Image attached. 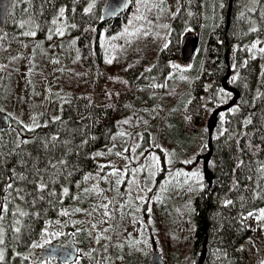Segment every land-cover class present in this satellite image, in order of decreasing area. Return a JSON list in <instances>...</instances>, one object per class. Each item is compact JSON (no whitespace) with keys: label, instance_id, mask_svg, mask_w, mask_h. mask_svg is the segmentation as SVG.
I'll return each instance as SVG.
<instances>
[{"label":"trees","instance_id":"trees-1","mask_svg":"<svg viewBox=\"0 0 264 264\" xmlns=\"http://www.w3.org/2000/svg\"><path fill=\"white\" fill-rule=\"evenodd\" d=\"M105 2L14 0L5 32L17 33L28 22L43 37L61 15L77 53L57 75L65 93L57 117L27 130L8 115L10 127L0 133V264H35L37 245L58 231L51 242L74 237L80 254L74 264H104V255L116 264H149L152 244L144 231L122 243L102 237L100 247L92 248L93 227L85 222L96 208L90 177L126 117L141 129L138 151L152 149L163 173L152 188V215L143 205L129 208L124 219L151 220V238L168 264H197L204 243L203 264H248V221L264 206V0H232L228 21V0H132L129 12L102 22ZM169 2L174 13L166 42L154 56L120 44L132 28L136 3L139 22L154 15L147 35ZM197 32L200 44L191 64L175 66L182 37ZM19 59L10 60L1 49L3 73H18L11 68ZM228 72L227 85L239 100L217 115L209 139L212 113L234 98L222 86ZM161 142L171 148L176 170L198 148L200 159L208 158L212 185L204 174L194 179L174 171L165 179ZM73 210L76 226L66 222Z\"/></svg>","mask_w":264,"mask_h":264},{"label":"rangeland","instance_id":"rangeland-1","mask_svg":"<svg viewBox=\"0 0 264 264\" xmlns=\"http://www.w3.org/2000/svg\"><path fill=\"white\" fill-rule=\"evenodd\" d=\"M141 11V3H136L131 14L134 19L129 21L132 28L121 36L123 38L120 44L127 49L133 47L135 53L141 51L145 57L151 58L166 42V28L169 26V17L174 13V6L169 2L168 11L166 8L157 12L156 20L147 26L149 31L147 35H144V28L154 15H145L141 23L138 20ZM21 26L22 28L19 27V31L12 35L10 31L0 34L2 53L8 55L10 60L21 56L18 65L11 68L16 69L14 72L18 73L9 76L3 73L4 66L1 65L2 61L0 62V113L9 115L25 129L34 130L44 125L49 119L56 118L58 111L62 110L65 93L57 82V75L66 59L76 55L77 47L73 43V37L68 35L61 15L55 19L54 31L43 37H36V30L28 22H23ZM261 42L263 43L264 40ZM258 44L259 42L254 43L253 47H257ZM175 63V66L179 68L185 67L179 60ZM136 126L137 122L131 117H126L121 122L120 134L115 139V145L100 154L97 174L90 177V187L95 194L96 208L92 211L93 220L89 217L85 219V222L93 227L92 248L100 247L102 237L111 235L114 242L122 243L129 235L133 234L137 238L141 235V231L145 232L146 239L149 240L150 245L152 244L151 237L155 230L151 220L143 222L141 219H136L141 221L135 222L133 217L124 219V214L129 208H140L143 205L152 215L156 206V198L152 197V188L157 174L163 173L162 162L152 149L143 148L138 151L142 138L141 129ZM210 126L212 127V123ZM150 143V146L154 148L153 139H150ZM160 147L165 154L163 174L165 179L174 171L177 176L185 174L194 179L203 178V160L199 157L198 148L185 156L182 159L183 165L176 170L177 163L174 161L171 148L164 142H161ZM193 173L196 175H192ZM262 213H264V206L248 221L249 228L252 230L246 246L244 245L249 252L248 264H264V215ZM66 222L70 226L77 225L76 211H68ZM116 222L119 223L118 226L114 225ZM59 232L46 237L37 245L32 257L33 263L36 264L38 253L47 245L46 242L51 243L54 239L52 236L58 235ZM1 241L0 237V251ZM155 243L159 248L156 237ZM158 252L163 262L168 264L165 253H160V249ZM80 253L87 256L85 251ZM102 262L116 264L110 262L107 255H104ZM42 264H56V262L50 260Z\"/></svg>","mask_w":264,"mask_h":264},{"label":"water","instance_id":"water-1","mask_svg":"<svg viewBox=\"0 0 264 264\" xmlns=\"http://www.w3.org/2000/svg\"><path fill=\"white\" fill-rule=\"evenodd\" d=\"M14 0H0V34H3L7 29V21L10 12L13 7ZM132 6V0H106L102 10H101V21L108 22L115 20L117 17L122 15L124 12H129ZM232 7V0H228V10H227V21L230 16V11ZM200 44V34L185 35L181 39L179 48V61L182 65L187 66L191 64L195 54L199 49ZM230 72L227 73L226 77L222 82L223 88L228 92L234 93V98L226 105L217 108L211 117H213L211 123L212 127L208 123V134L209 139L211 136L212 129L215 127L216 117L219 113L229 110L234 106L238 100L239 95L237 92L230 89L227 85V80ZM211 119V118H210ZM210 121V120H209ZM10 127V121L7 115L0 113V133L6 131ZM206 158L203 162V174L204 180L207 185L210 186L213 183V176L208 171ZM206 243L203 244L202 252L199 255L197 264H203L206 256ZM79 258L78 247L75 244L74 237L69 235L68 238L63 242H51L45 245L38 253L36 264H42L44 262L53 260L56 264H73ZM149 264H165L161 259L158 249L154 241H152V253L149 260Z\"/></svg>","mask_w":264,"mask_h":264},{"label":"bare ground","instance_id":"bare-ground-1","mask_svg":"<svg viewBox=\"0 0 264 264\" xmlns=\"http://www.w3.org/2000/svg\"><path fill=\"white\" fill-rule=\"evenodd\" d=\"M212 119H213V117H211V119H209V120H210V121L208 122V123H209V125H210V123H211Z\"/></svg>","mask_w":264,"mask_h":264},{"label":"snow or ice","instance_id":"snow-or-ice-1","mask_svg":"<svg viewBox=\"0 0 264 264\" xmlns=\"http://www.w3.org/2000/svg\"><path fill=\"white\" fill-rule=\"evenodd\" d=\"M110 62V61H109ZM192 175H196V173H193ZM262 215H264V213H262Z\"/></svg>","mask_w":264,"mask_h":264}]
</instances>
